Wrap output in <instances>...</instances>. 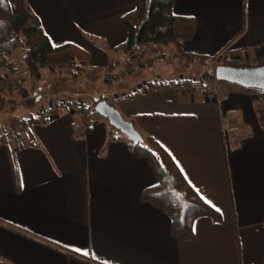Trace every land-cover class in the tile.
Returning <instances> with one entry per match:
<instances>
[{
  "label": "crops",
  "instance_id": "obj_1",
  "mask_svg": "<svg viewBox=\"0 0 264 264\" xmlns=\"http://www.w3.org/2000/svg\"><path fill=\"white\" fill-rule=\"evenodd\" d=\"M25 2L52 45L71 43L88 53L84 76L95 79L83 97L86 105L103 91L117 96L112 105L122 118L168 152L220 218L197 216L193 235L178 243L169 216L139 198L156 184L145 157L134 154L105 117L86 116L89 126L77 136L79 116L61 110L48 120H31L22 138L0 143V264H262L264 130L261 104L254 99L259 91L202 74L221 51L264 57V0H174L171 12L191 18V36L145 46L137 52L144 66L125 74L120 72L129 57L112 49L126 39L120 16L133 9L134 0ZM175 56L178 70L164 69V59ZM9 60L0 59V78L13 74ZM105 70L117 78L104 79ZM190 77L228 98L166 86L134 93L144 82ZM6 86L0 90L4 98L12 96ZM20 90L15 111L26 118L51 100L76 98L54 90L24 106L27 91ZM9 123L19 130L17 120ZM228 123L239 128L232 140L223 136Z\"/></svg>",
  "mask_w": 264,
  "mask_h": 264
},
{
  "label": "trees",
  "instance_id": "obj_2",
  "mask_svg": "<svg viewBox=\"0 0 264 264\" xmlns=\"http://www.w3.org/2000/svg\"><path fill=\"white\" fill-rule=\"evenodd\" d=\"M134 2L133 9L120 16L126 39L112 49L113 52L122 50L126 57H129L120 72L122 74L127 73L125 66L128 62L131 63L130 56L139 58L137 52L140 49L145 46H165L187 39L193 30L191 18L177 16L171 12L174 0ZM17 47H20L22 52L20 64L30 78L36 79L42 71L50 70L52 75H55L54 81H58L54 83L58 85L61 80L75 79L88 73L85 66L88 53L71 43L52 45L25 0H0V59L3 64L8 62V54ZM111 63L110 60L108 67H112ZM10 68L13 73L15 68ZM202 76L213 79V70L204 72ZM4 88L5 84H0V90ZM257 90L264 93V90ZM101 99L102 96L92 98L91 106L84 105L88 110L84 114L85 117L95 114L93 105ZM6 101L17 103L20 97L12 95L7 100L0 95V104L7 103ZM31 120L36 121L31 117L22 118L19 131L26 132ZM17 134L12 136L3 132L0 135V143L8 144L18 136ZM125 138L134 154L145 157L156 178V184L142 190L139 198L149 201L169 216V231L178 243L193 235V221L197 216L205 215L215 221L219 220V213L188 184L171 156L153 137L145 135L142 142L127 136ZM12 169L13 177H16L14 166Z\"/></svg>",
  "mask_w": 264,
  "mask_h": 264
},
{
  "label": "built area",
  "instance_id": "obj_3",
  "mask_svg": "<svg viewBox=\"0 0 264 264\" xmlns=\"http://www.w3.org/2000/svg\"><path fill=\"white\" fill-rule=\"evenodd\" d=\"M187 61L190 62L192 60L191 56L186 57ZM131 63L128 62V65L125 66V72L130 73L134 70L135 66H144V61L142 59L136 58L135 56L132 57ZM136 62V64H135ZM209 64L211 70H214L217 66H232V67H254L259 65H264V57L263 58H254L248 59L247 57L236 56L227 51H221L216 55L212 56L209 59ZM106 74L114 79L117 77V74L112 73L109 75V71ZM0 84H5L9 86L11 89L16 90L19 94L21 92L20 88L18 87V82L16 79L11 78H0ZM175 87L179 90L183 91H198L207 99L212 100H226L228 98V94L225 92H221L215 87H208L204 83H202L199 79L195 77H190L188 79H179L172 80V79H156L151 81L150 83L144 82L142 83L134 93L140 92H147L151 89H157L161 87ZM124 98H127L126 96ZM254 99L261 104L262 108V116H263V130H264V93L258 92L254 95ZM107 103H114L118 101L117 96L104 98ZM114 101V102H113ZM67 110L70 113L77 114L79 116V128L75 131L77 136H82L85 134L87 127L89 126V121L85 117V113L88 111L87 107L83 104L69 100H51L46 105L39 108L37 115L35 116L36 121L42 122L48 120L49 118L53 117L57 114L60 110ZM239 128L234 123H228L223 129V136L225 140H232L236 137Z\"/></svg>",
  "mask_w": 264,
  "mask_h": 264
},
{
  "label": "rangeland",
  "instance_id": "obj_4",
  "mask_svg": "<svg viewBox=\"0 0 264 264\" xmlns=\"http://www.w3.org/2000/svg\"><path fill=\"white\" fill-rule=\"evenodd\" d=\"M173 53L175 54L176 50H173ZM21 54H22V52L20 50V47L15 48L14 50H12L8 54V57L10 59L9 61L12 63V66H14L15 71L13 72V74H10V73L8 74V72H7V74H8L7 78L16 79L18 82L17 88H21L22 90L27 91L26 97H24L25 101L22 102L24 104V106L25 105H27V106L33 105L32 103L34 102V99H35L34 96L38 95L39 93H45L46 94L48 92H52L54 90L56 91L59 89H60L61 93L64 92V93L72 94V95L76 96V98H77V99L73 98L70 100L81 103L83 105L89 104V103H86V99L83 97H84V95L87 94V92L90 93V92H92L91 90L94 89L93 84H92V81L95 79L94 74H90L88 77L83 76V75H79L75 79L61 80V81H59L58 85H57V83H54V82H58V81H54L55 75H52V71H50V70L42 71V74L36 79L30 78V77L28 78L27 73L25 72L22 65L20 64ZM8 57H7V59H8ZM175 58L176 59H172L171 57H168V58L164 59V61L162 63L164 69L169 67L172 70H178L177 62L179 61L180 58L178 56L177 57L175 56ZM205 68L210 71V64L205 66ZM147 70H149V69H147ZM156 70L157 69H155V71ZM108 71H109V75H111L112 73H115V75L117 74L116 72H112L110 70H105L102 77L104 79L106 78V79L113 80L114 79L113 77H110L106 74V72H108ZM11 75H13V76H11ZM21 77L25 80L21 81L20 80ZM213 81L214 82H227V81H220L217 79H214ZM32 82H33V84H32ZM38 85H40V86L42 85L43 91L40 88H37ZM209 87H214V86H209ZM5 91L8 92V94H10V95H14V94L17 95L18 94V93H16V90L11 89L9 86H6ZM3 93H5V92H3ZM46 96H48V95H46ZM95 96L96 97L102 96V99L111 97V96H108L106 94V92H104V91L98 95L95 94ZM8 97H10V96H7L5 94V98H7V100H8ZM57 100H61V99H57ZM89 101L91 103L92 98ZM15 104L17 105L19 103H11L8 101L7 103H4V104L1 103L0 104V131H1V129H4L5 132H8V134L12 135V136L16 135L18 133L17 137L22 138L23 135H20V134H22V130L19 131L18 129H15L17 132H14L12 130L14 128L13 125L11 123H9L12 120H14V121L17 120L18 124H20L21 118L22 117L26 118V116H27L22 111H19V112L15 111V107H16ZM111 105H112V103H111ZM38 110H39V108L35 110V114L33 113L34 118L37 115ZM29 115H32L31 112ZM29 115H28V117L32 118L33 115L32 116H29ZM19 118H20V120H18ZM7 126H10V130L7 129ZM3 143L5 144V142H3Z\"/></svg>",
  "mask_w": 264,
  "mask_h": 264
},
{
  "label": "water",
  "instance_id": "obj_5",
  "mask_svg": "<svg viewBox=\"0 0 264 264\" xmlns=\"http://www.w3.org/2000/svg\"><path fill=\"white\" fill-rule=\"evenodd\" d=\"M213 75L217 80L236 83L243 87L264 90V65L247 68L217 66L213 70ZM93 110L96 114L105 117L109 124L123 135L138 142L143 141L142 136L137 132L132 123L123 119L119 111L104 99L97 101L93 105Z\"/></svg>",
  "mask_w": 264,
  "mask_h": 264
}]
</instances>
